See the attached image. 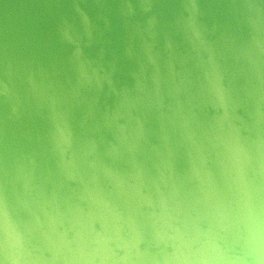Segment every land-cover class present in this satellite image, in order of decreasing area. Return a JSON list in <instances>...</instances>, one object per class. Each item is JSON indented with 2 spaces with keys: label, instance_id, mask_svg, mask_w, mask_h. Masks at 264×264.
<instances>
[{
  "label": "water",
  "instance_id": "95a60500",
  "mask_svg": "<svg viewBox=\"0 0 264 264\" xmlns=\"http://www.w3.org/2000/svg\"><path fill=\"white\" fill-rule=\"evenodd\" d=\"M0 264H264V0H0Z\"/></svg>",
  "mask_w": 264,
  "mask_h": 264
}]
</instances>
